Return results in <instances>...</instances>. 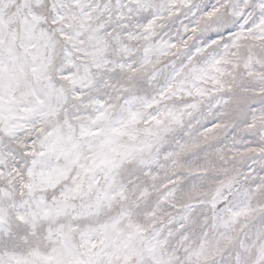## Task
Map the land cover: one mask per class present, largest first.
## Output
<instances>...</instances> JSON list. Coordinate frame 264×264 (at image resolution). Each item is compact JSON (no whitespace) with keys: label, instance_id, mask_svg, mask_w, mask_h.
<instances>
[{"label":"snow or ice","instance_id":"1","mask_svg":"<svg viewBox=\"0 0 264 264\" xmlns=\"http://www.w3.org/2000/svg\"><path fill=\"white\" fill-rule=\"evenodd\" d=\"M0 264H264V0H0Z\"/></svg>","mask_w":264,"mask_h":264}]
</instances>
